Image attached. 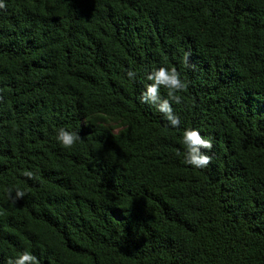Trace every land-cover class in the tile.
I'll return each mask as SVG.
<instances>
[{"label":"trees","instance_id":"trees-1","mask_svg":"<svg viewBox=\"0 0 264 264\" xmlns=\"http://www.w3.org/2000/svg\"><path fill=\"white\" fill-rule=\"evenodd\" d=\"M186 53L174 107L214 141L204 170L121 71H180ZM61 125L80 131L70 150ZM15 184L29 194L12 203ZM26 248L42 264H264V0H8L0 264Z\"/></svg>","mask_w":264,"mask_h":264},{"label":"clouds","instance_id":"clouds-1","mask_svg":"<svg viewBox=\"0 0 264 264\" xmlns=\"http://www.w3.org/2000/svg\"><path fill=\"white\" fill-rule=\"evenodd\" d=\"M8 7V0H0V10ZM188 53L184 54L180 64L181 70L177 67L159 63L143 70L129 66L121 69L129 86L137 82L143 85L136 96L139 104L147 106L155 113H158L165 127L179 130L180 150L176 152L177 157H181L182 163L194 170H204L213 162L214 157L210 154L214 147L213 139L207 134H202L203 129L197 126H182L181 117L174 106L183 103V93L187 89V81L183 78L184 68L191 67L188 61ZM88 124V118L85 119ZM114 135H119V130H113ZM82 137L80 131L70 126H57L54 129V142L62 150H70L79 142ZM19 175L27 180L36 179L37 173L31 168L19 169ZM7 197L16 203L29 194L26 186L20 184L12 185L5 189ZM43 249L41 256H37L34 251L24 249L7 256L6 264H42Z\"/></svg>","mask_w":264,"mask_h":264}]
</instances>
